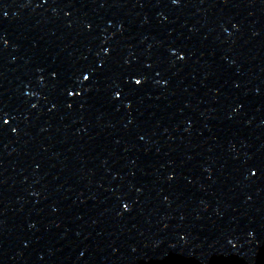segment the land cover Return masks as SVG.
Listing matches in <instances>:
<instances>
[{
	"label": "water",
	"instance_id": "water-1",
	"mask_svg": "<svg viewBox=\"0 0 264 264\" xmlns=\"http://www.w3.org/2000/svg\"><path fill=\"white\" fill-rule=\"evenodd\" d=\"M0 264H264V0H0Z\"/></svg>",
	"mask_w": 264,
	"mask_h": 264
}]
</instances>
